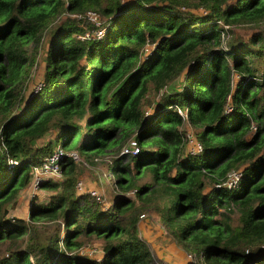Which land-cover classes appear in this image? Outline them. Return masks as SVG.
<instances>
[{
  "label": "trees",
  "instance_id": "obj_1",
  "mask_svg": "<svg viewBox=\"0 0 264 264\" xmlns=\"http://www.w3.org/2000/svg\"><path fill=\"white\" fill-rule=\"evenodd\" d=\"M86 9L104 19L101 36H76L85 22L70 14ZM245 23L256 30L223 41ZM263 26L264 0H0V264H156L125 215L156 183L166 196L156 215L192 250L188 264H264ZM44 34L41 83L22 98L27 46ZM128 137L138 150L110 161V205L76 192L63 155L61 177L36 185L46 196L29 197L27 220L7 215L56 145L87 158ZM142 170L152 184H135ZM98 238L100 256L83 249Z\"/></svg>",
  "mask_w": 264,
  "mask_h": 264
},
{
  "label": "rangeland",
  "instance_id": "obj_2",
  "mask_svg": "<svg viewBox=\"0 0 264 264\" xmlns=\"http://www.w3.org/2000/svg\"><path fill=\"white\" fill-rule=\"evenodd\" d=\"M181 9H185L186 7L181 6ZM189 9V8H188ZM190 10V9H189ZM199 11V13L204 12L205 10L201 7H197L195 9ZM100 19L103 18L100 16ZM55 22L54 19L50 21V25ZM221 21H218V24H221ZM228 33L223 34V41L228 39L230 34L234 35H242L243 37H247L253 31L256 30L254 25L250 24H236V25H228ZM264 28V26H263ZM227 32V31H226ZM227 35V36H226ZM46 35H43V39L40 44L35 47L31 44L27 46V50L29 51L30 62L27 64L21 74L24 76L21 90L22 98H26V94L33 90L34 87L40 85L41 79V68H42V55L44 51V38ZM224 43V42H223ZM147 47L146 45L144 48ZM143 54V52H142ZM186 132H191V127L187 129ZM253 131V128L250 129V133ZM194 132V128H193ZM52 134L49 135L51 137ZM129 138V137H128ZM126 138L123 143L120 144L117 148L113 150L105 149L103 152H89V156L83 157L76 150L78 158L73 160L71 165V173L76 175L75 180H79L82 185V189L86 191L87 189H95L98 191L100 195V201H103L105 205H110L111 200L115 193L119 190L113 186V178L110 171V166L115 156L120 155L121 146L128 139ZM188 143V142H187ZM189 144V143H188ZM192 147L189 148L191 151ZM96 155L98 160H94L92 157ZM129 156L125 157L127 159ZM128 160V159H127ZM131 163V162H130ZM131 165V164H130ZM130 172L133 174L135 172V168L132 167ZM61 177V171L60 176ZM134 182L136 185H140L143 183H151L152 178L149 172L147 171H139L134 175ZM161 185L156 183L153 187V191H147L145 196L148 198L145 201H138L133 197L134 194H129L134 199V206L131 211L126 212V216H135L136 221L138 223V234L142 238L145 239L148 244L151 252L154 256V263H174V264H188L190 262V258L188 254L192 255V250L188 247L180 245L176 243L175 240L168 234L164 224L159 220L156 215L155 207H161L163 203H165L166 196L162 193ZM134 188H130L133 190ZM128 190V191H130ZM82 191V192H84ZM33 192H37L41 196H46L49 192L47 189H38L32 185L30 181L26 186H24L21 190H19L17 196L15 197L14 205L15 207L12 209V206L8 208L7 215L8 216H21L27 220V207L29 203V197ZM142 214V216H141ZM237 217V213L232 214V221L235 222ZM56 222L54 221H40L38 224L46 229H53ZM59 229L62 232V226L59 225ZM102 239H93L85 242L83 245V249L88 250L89 253H92L94 256H100L102 254L101 250ZM32 260V257L29 258ZM193 259V257H192Z\"/></svg>",
  "mask_w": 264,
  "mask_h": 264
},
{
  "label": "built area",
  "instance_id": "obj_3",
  "mask_svg": "<svg viewBox=\"0 0 264 264\" xmlns=\"http://www.w3.org/2000/svg\"><path fill=\"white\" fill-rule=\"evenodd\" d=\"M70 15L79 18L84 21L83 29L76 35L80 39L99 37L104 32L103 20L100 19V15L93 9H86L81 13H71ZM39 87V85H37ZM185 138L188 143H193L191 146V152H198L200 150V144L197 142L195 137L191 132H186ZM138 146L136 140L133 137H129L126 142L121 146L120 152L127 154L137 153ZM63 155L70 157L71 159L76 160L78 158L77 152L75 150L63 151L61 147L55 146L52 151L44 157L42 162L33 168L32 174V185L36 187L40 179H56L60 176L59 161ZM94 160H98L97 156L92 157ZM239 172L237 170H231L227 173V177L222 181V184L227 187H234L237 183ZM75 190L78 192L84 191L82 189L81 182L77 180L74 184ZM87 192L96 201H100V195L95 189H87ZM142 216V214H141Z\"/></svg>",
  "mask_w": 264,
  "mask_h": 264
},
{
  "label": "crops",
  "instance_id": "obj_4",
  "mask_svg": "<svg viewBox=\"0 0 264 264\" xmlns=\"http://www.w3.org/2000/svg\"><path fill=\"white\" fill-rule=\"evenodd\" d=\"M76 192H78V191H76Z\"/></svg>",
  "mask_w": 264,
  "mask_h": 264
}]
</instances>
